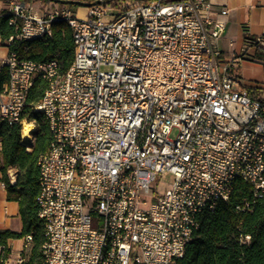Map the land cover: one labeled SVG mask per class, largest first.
Here are the masks:
<instances>
[{
    "label": "built area",
    "instance_id": "2783aa9c",
    "mask_svg": "<svg viewBox=\"0 0 264 264\" xmlns=\"http://www.w3.org/2000/svg\"><path fill=\"white\" fill-rule=\"evenodd\" d=\"M100 1L84 17L13 3L9 42L49 37L63 19L76 51L64 73L56 59L10 52L0 123L20 124L22 137L30 88L37 75L47 80L33 107L51 132L38 159L42 264H174L201 213L227 200L237 180L252 190L239 210L264 195V97L241 86L239 56L223 57L225 21L211 0ZM253 42L264 50V35ZM165 172L172 183L154 190ZM31 242L26 235L23 249ZM22 250L4 264H21Z\"/></svg>",
    "mask_w": 264,
    "mask_h": 264
},
{
    "label": "trees",
    "instance_id": "16d2710c",
    "mask_svg": "<svg viewBox=\"0 0 264 264\" xmlns=\"http://www.w3.org/2000/svg\"><path fill=\"white\" fill-rule=\"evenodd\" d=\"M32 1V0H25ZM46 3L52 0H43ZM94 3L96 0H84ZM72 8L79 5L68 4ZM12 14L8 11L0 16V34L2 40L23 59L45 62L56 59L62 73L66 72L75 56L76 46L70 25L66 20L53 22L52 35L33 40L8 41L15 34L16 23H11ZM19 21L17 20V23ZM257 59L264 62V50H259ZM9 80L7 65L0 67V91ZM48 82L37 75L28 94L23 117L35 123L34 141H24L21 137L20 124L0 123L1 142V181L7 191V199L16 201L22 227L19 231L6 229L0 231V244L5 245V252L0 255V264L11 257L10 239L32 235L30 248L22 250L24 260L21 264H42V245L45 241L44 223L38 216L39 205V165L38 159L51 141L49 124L44 115L33 110L42 100ZM15 172L12 182L9 170ZM252 195L251 185L244 180H237L227 200L221 199L212 211H205L199 217L200 225L193 238L186 245L182 257L174 264H264V195L251 203V207L238 209ZM250 235L242 242V235ZM13 264V263H9Z\"/></svg>",
    "mask_w": 264,
    "mask_h": 264
},
{
    "label": "crops",
    "instance_id": "0c3cea01",
    "mask_svg": "<svg viewBox=\"0 0 264 264\" xmlns=\"http://www.w3.org/2000/svg\"><path fill=\"white\" fill-rule=\"evenodd\" d=\"M15 1L0 0V16L7 12ZM211 2L215 15L225 21V29L218 41L223 57L228 59L233 56H239L240 60L237 68H240V65L246 60L248 55L257 59L255 57L257 52L263 49H259L254 45L253 41L259 35H264V0H211ZM31 4L33 10L40 13L52 7L51 3H43L42 0H32ZM86 9L87 7L85 6H79L74 8V12L77 16L84 17L87 13ZM223 9L227 10L224 15L220 13ZM9 53V47L3 42L0 34V67ZM250 92L260 96L258 91ZM260 97H264V94ZM31 135L34 136L33 133ZM21 227L22 220L19 216L18 203L7 199V191L1 181L0 171V231L6 229L19 231ZM8 243L12 249V257L16 258L23 249V238L10 239Z\"/></svg>",
    "mask_w": 264,
    "mask_h": 264
},
{
    "label": "rangeland",
    "instance_id": "374dc122",
    "mask_svg": "<svg viewBox=\"0 0 264 264\" xmlns=\"http://www.w3.org/2000/svg\"><path fill=\"white\" fill-rule=\"evenodd\" d=\"M42 2L44 3L45 1L42 0ZM50 3L52 4V7L68 6V4H61L56 2H50ZM72 9L74 11V8ZM85 11L87 12V9ZM235 73L239 77L241 86L248 89L249 91H253V92L258 91L260 96L264 94V62L263 61L255 59L253 56L248 55V57H246V60L240 65V68L235 69ZM174 134L175 132L173 133V135ZM32 141H34V136ZM173 179H174L173 174L169 172L160 174L158 180L152 184V188L156 191H164L167 187L170 186Z\"/></svg>",
    "mask_w": 264,
    "mask_h": 264
},
{
    "label": "bare ground",
    "instance_id": "6f19581e",
    "mask_svg": "<svg viewBox=\"0 0 264 264\" xmlns=\"http://www.w3.org/2000/svg\"><path fill=\"white\" fill-rule=\"evenodd\" d=\"M35 129V124L33 122L26 121L22 127V137L24 141H31L33 136L30 134V131Z\"/></svg>",
    "mask_w": 264,
    "mask_h": 264
},
{
    "label": "water",
    "instance_id": "95a60500",
    "mask_svg": "<svg viewBox=\"0 0 264 264\" xmlns=\"http://www.w3.org/2000/svg\"><path fill=\"white\" fill-rule=\"evenodd\" d=\"M52 1L56 3H61V4H75L79 6H85V7L91 6L96 3L98 4L101 2L100 0H96L94 3H90L84 0H52Z\"/></svg>",
    "mask_w": 264,
    "mask_h": 264
}]
</instances>
